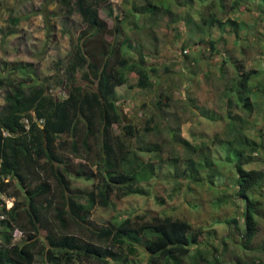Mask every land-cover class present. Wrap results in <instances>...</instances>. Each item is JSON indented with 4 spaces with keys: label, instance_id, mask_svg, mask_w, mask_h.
<instances>
[{
    "label": "trees",
    "instance_id": "1",
    "mask_svg": "<svg viewBox=\"0 0 264 264\" xmlns=\"http://www.w3.org/2000/svg\"><path fill=\"white\" fill-rule=\"evenodd\" d=\"M62 1L67 6L70 3L69 0ZM138 1L126 0L125 15L115 29L132 32L140 45L139 59L128 56L135 49L133 40L129 43L125 40L123 43H127V52L112 62L111 58L120 50L111 38L105 41L110 26L101 12V7L106 6L107 16L113 17L110 0H76L84 22L94 29L92 37H98L100 45H91V33L83 30L73 43L66 62H56L58 68L64 67L65 96L50 97L51 88L44 80L31 86H26L24 81L11 82L12 88L6 93L5 105L0 110V194L7 195L9 187L18 182L25 188L28 206L25 208L27 221L20 224L19 205L7 208L0 199V216L4 217L0 219V264H35L38 260L44 264H110V259L131 264L130 256L138 255L137 245L140 243L151 252V262L154 263L160 260L163 264H183L187 256H194L191 246L198 245L200 236L205 233L201 227L193 231L188 220L173 214L165 212L151 217L145 214L128 215L121 219L117 217L109 226L101 227H95L89 220L96 205L111 206L113 195L125 198L145 194V184L153 177H159L152 160L160 159L161 151H157V147L152 148L154 145L141 143L142 147L139 148L135 143L129 144L125 136L140 137L142 128L144 132H154L156 116L150 113L156 110L160 118H165V106L170 107L169 101L174 98L165 94L158 96L166 98L163 106L155 100L153 105L142 102L138 108H124L122 102L118 101L116 91L117 87L126 83L130 89L158 87L161 82L160 65L146 64V55L142 51L144 44L140 37L145 24H141L140 19L156 15L162 7L170 12L173 7L190 9L195 0H143V6L138 5ZM223 1L215 0L203 24H197L200 30L198 39L190 35L188 44L182 46V67L177 71L189 69L192 70L191 74L201 72L205 79H215L212 73L217 70V78L225 80L222 92L225 112L209 108L199 96L189 94L187 87L184 89L187 95L181 91V96L187 107L199 111L202 121L207 119L215 124L225 123L223 134L215 132L209 145L219 143L225 147L226 157L223 161L234 167L235 176L231 177L233 182L230 184L223 181L225 174L217 168V158H212L206 151L210 147L204 143L206 150L200 149L196 156L188 154L182 166L177 163L179 158L173 157L172 171L175 174L172 178H179L176 181L178 187L186 182L189 189H192V183L214 190L226 188L228 193L224 201L237 204L235 213L240 210V203L237 202L241 200L244 203L241 212L244 227L240 230L243 232L240 236L246 242L242 240L240 245L246 248L257 236L259 215L264 208V171L246 166L254 164L258 155L264 153V142L250 136L245 124L244 114L247 113L235 109L264 112V0H233L230 4L227 0ZM214 27L217 35L214 34ZM197 44L200 46L198 52L194 51ZM190 49L193 54L185 51ZM199 59L206 62L205 70L199 67ZM261 62L263 65L258 66ZM162 65L167 72L169 67L165 63ZM25 67L14 65L11 71ZM79 72H82V81L86 83L79 82ZM131 74L137 76L136 82H129ZM52 79L51 76L46 78ZM4 81L1 77L0 83ZM144 113L148 120L140 128L137 119ZM59 121L63 123L62 126ZM116 128L123 129L124 133L116 134ZM52 131L71 134L72 149L79 158L83 157L80 146L84 145L85 152L90 153L92 146L89 141H96L100 161L96 171L91 170L83 159L79 161L80 167L74 170L69 158L58 165H51L52 174L58 178L61 189L54 207V201L49 199L48 209L41 200L47 198L52 184L41 174L45 170L41 159L44 154L49 159H56ZM178 134L171 132L170 135ZM185 141L177 140L176 143L183 146L184 143L189 144ZM147 153L148 157H145ZM72 173L87 180L97 179L98 182L89 191L74 192L69 180ZM221 202V199L217 200L218 204ZM52 207L55 219H50L46 214ZM235 217L231 219L236 221ZM17 227L26 235L15 242ZM71 227L88 232V238L71 232ZM39 236H44L48 245L41 244ZM231 237L235 239L236 235L233 233ZM228 249V246L224 248V254ZM218 250L215 247V251ZM201 258L211 261L206 256ZM210 263L237 264V261L218 258Z\"/></svg>",
    "mask_w": 264,
    "mask_h": 264
},
{
    "label": "rangeland",
    "instance_id": "2",
    "mask_svg": "<svg viewBox=\"0 0 264 264\" xmlns=\"http://www.w3.org/2000/svg\"><path fill=\"white\" fill-rule=\"evenodd\" d=\"M69 1L70 3L67 6L62 0H0V78L2 77L5 80L0 83V110L5 105V95L12 88L10 84L14 81H24L26 86H31L33 83L44 80L51 88L49 90L50 97L54 98L56 95L64 97L66 84L64 67L58 68L56 62L58 60L66 62L73 43L77 41L79 34L83 30L91 33V45H100L99 38L92 37L94 29L84 22L77 8L76 0ZM227 1L230 4L233 0ZM110 2L112 4L113 17L109 18L107 16L106 6L101 7V12L103 17L108 20L110 26L105 41L107 42L111 38L120 50L119 53H116V56L111 58L112 62H114L115 58L121 57L124 52H127L125 49L127 43H123L125 40L128 43L133 40L132 45L135 49L133 54L127 53L128 56L133 59H139L138 51H141L139 49L140 45L136 42L132 32L124 31L123 28H120V31L115 29L116 25L120 26V20L125 15L123 11L126 0H110ZM138 2V5H145L143 0ZM214 5L215 0H195L190 9L184 10L183 8L173 7L170 12L162 7L156 15H149V17L140 19V23L145 24L140 37L144 44L142 51L146 55V64L158 63L160 65L161 82L157 85L158 87L147 89L138 87L130 89L128 83H126L117 87L116 96L119 103L122 102L124 108H138L142 102L153 105L155 100L159 101L163 106L166 98H158V96L165 94L173 96L174 100L169 101V103L171 102L170 107L165 106L167 108L165 118H160L158 112L155 113L156 110L150 113L156 116L154 122L156 130L154 132H144L142 126H145L148 120L144 113L137 119L138 127L142 128L140 137L125 136L129 144L135 143L139 148L142 147L141 143L148 144V146L154 145L155 147L152 148L157 147L156 150L161 151L162 157L152 160L156 164L158 170H156V174L159 177H153L145 184V190H147L145 194H133L125 198L113 195V204L111 206L102 207L96 205L89 215V220L93 222L95 227H101L109 226L117 217L121 219L128 215L136 216L137 214H145L151 217L162 215L166 212L188 220L193 231L196 232L201 227L205 233L204 236H200L198 245L191 246L194 256H187L183 264H211V261H215L218 258L235 260L237 264H259V262H264V208L261 210V215H259L260 226L257 236L251 245L243 248L240 245L242 240H244L240 236L243 233L241 232L242 227H244V217L241 213L244 209V203L241 200L237 202L240 203V210L235 213L237 204L224 201V197L228 193L226 188L214 190L206 185L198 186L192 183V189H189L186 182L181 187H178L176 181L179 178H172L175 174L172 171L173 157L179 158L177 163L182 166L184 158L188 154L196 156L200 149L206 147L204 143H207L210 147L209 150H206V148L204 150L209 152L212 158H217V168L225 174L223 181L230 184V182H233L231 177L235 176L234 167L223 161L226 157L225 147L219 143L209 145L215 132L223 134L225 123L217 122L218 124H215L207 119L202 121L199 111L195 109L194 111L187 107L184 97L181 96V91L187 95L186 90L184 91L185 87H187L189 94L199 96L201 102L205 103L209 108L213 107L220 112H225V98L222 95L225 80L217 78V70L212 73L216 81L212 78L207 79V77L205 79V77H202L201 72L195 73V75L194 73L191 74L190 71L192 72V70L189 71V69L184 70L182 68L180 72L177 71L179 70L178 68L182 67V46L188 44L190 35L198 39L200 30L197 24H203V20L209 14L211 6ZM116 17L120 19H116ZM213 31L217 35L216 27H214ZM203 36L208 37L207 34ZM199 49L200 46L198 44L195 45L194 51L198 52ZM191 51V49L188 50V52L193 54ZM205 51L207 54L208 50L206 48ZM163 63L169 67L167 72L164 71ZM205 63L199 59L201 70H205ZM14 65L18 67L26 66L24 68L26 70L19 69L16 72H12L11 69ZM262 65V62L258 64V66ZM49 76L53 77V79L46 80ZM78 79L80 83H86L82 81V72L78 73ZM137 80L138 78L134 74L129 76L130 83ZM235 111L247 113L244 115L248 133L250 136L264 142V112L257 109L252 112L242 109H235ZM160 112L162 113L163 109ZM59 123L61 126L63 125L61 121ZM178 125L179 128L177 127ZM171 132L179 134L172 137L170 135ZM115 133L122 135L124 130L116 128ZM51 137L54 139L56 159H49L45 154L41 159V163L45 167L41 174L52 184L51 192L47 194V198L44 197L41 200L45 208H48L46 206L50 198L54 201L53 207L56 205L61 189L58 178L52 174L51 165H58L61 161L69 158L71 169L74 170L80 167L79 161L83 159L91 170L96 171L100 161L98 143L92 139L89 141L92 146L91 152L86 153L85 146L81 145L80 152L83 157L79 158L72 149L73 136L71 134H57V131H52ZM177 140H186L189 144L184 143L183 146L176 143ZM79 143H81V140H79ZM145 157H148V153ZM257 158L254 164H250L246 168H256L264 171V153H260ZM167 175L169 178H165ZM69 180L71 189L74 192L89 191L98 182L97 179L87 180L76 176L74 173L69 175ZM32 186H34L33 183ZM175 187L179 190H175ZM147 192L149 193L147 194ZM0 199L1 201L3 200L7 208L14 204L19 205L18 222L20 224L26 223L25 208L28 206V196L23 186L18 182H14L9 187L7 195L0 194ZM218 199L222 200L221 204L217 203ZM53 207L46 212L50 219H55ZM255 209L257 210L258 208L255 207ZM234 217L236 221L231 219ZM1 218L4 217L0 216ZM227 219H231V221H227ZM50 228L53 229V225ZM20 230L22 229L20 228ZM70 231L78 233L84 238L89 236L88 232L75 229L74 227H71ZM233 233L236 235L235 239L231 237ZM25 235V231L23 235L18 233L14 241H20ZM38 238L41 244L48 245L44 236H39ZM226 246L229 249L224 254L223 250ZM215 247H218V252L215 251ZM137 250V256H130L131 264H163L160 260L156 263L151 262L150 256L152 254L143 243L137 245ZM202 256H206L211 261L203 260ZM110 260H112L110 264H122L121 260ZM35 264L44 263L38 260ZM84 264H89V262Z\"/></svg>",
    "mask_w": 264,
    "mask_h": 264
},
{
    "label": "built area",
    "instance_id": "3",
    "mask_svg": "<svg viewBox=\"0 0 264 264\" xmlns=\"http://www.w3.org/2000/svg\"><path fill=\"white\" fill-rule=\"evenodd\" d=\"M27 122V121H26ZM11 206H8V208H10ZM18 233H20V235H23V231L22 230H20L19 228H17L16 230H15V237L16 236H18Z\"/></svg>",
    "mask_w": 264,
    "mask_h": 264
},
{
    "label": "clouds",
    "instance_id": "4",
    "mask_svg": "<svg viewBox=\"0 0 264 264\" xmlns=\"http://www.w3.org/2000/svg\"><path fill=\"white\" fill-rule=\"evenodd\" d=\"M185 51H187V52H188V50H185ZM11 207H12V206H11ZM11 207H10V208H11Z\"/></svg>",
    "mask_w": 264,
    "mask_h": 264
}]
</instances>
